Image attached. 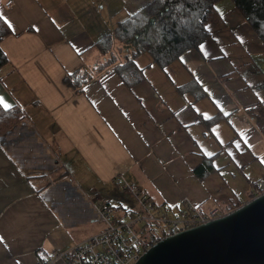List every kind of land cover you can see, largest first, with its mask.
<instances>
[{
	"label": "crops",
	"instance_id": "obj_1",
	"mask_svg": "<svg viewBox=\"0 0 264 264\" xmlns=\"http://www.w3.org/2000/svg\"><path fill=\"white\" fill-rule=\"evenodd\" d=\"M5 1L0 97L25 124L0 136V264H43L99 232L101 199L136 208L119 176L169 209L249 200L264 176V43L232 0L215 4L197 49L165 67L142 52L141 80L109 69L78 91L63 76L96 67L95 43L149 0Z\"/></svg>",
	"mask_w": 264,
	"mask_h": 264
},
{
	"label": "trees",
	"instance_id": "obj_2",
	"mask_svg": "<svg viewBox=\"0 0 264 264\" xmlns=\"http://www.w3.org/2000/svg\"><path fill=\"white\" fill-rule=\"evenodd\" d=\"M219 0H149L140 9L118 22L111 33L95 43L103 58L93 69H82L63 76V82L78 91L93 75L113 69L128 85L143 78V69L134 62L137 55L148 53L152 62L165 67L189 49H197L208 36L206 24L216 18ZM252 29L264 43V0H232ZM178 5L180 7H178ZM9 29L0 19V41ZM126 49L122 51L121 46ZM117 52L115 60H109ZM123 52L122 58L119 54ZM111 59V58H110ZM102 61V62H101ZM8 58L0 47V68ZM187 86L193 85V81ZM186 86V87H187ZM185 87V88H186ZM18 106L4 109L0 105V136L17 127L24 119ZM212 167L205 162L196 169L204 175ZM63 173H56L53 179Z\"/></svg>",
	"mask_w": 264,
	"mask_h": 264
},
{
	"label": "built area",
	"instance_id": "obj_3",
	"mask_svg": "<svg viewBox=\"0 0 264 264\" xmlns=\"http://www.w3.org/2000/svg\"><path fill=\"white\" fill-rule=\"evenodd\" d=\"M11 0H6L9 6ZM25 122H21L24 125ZM118 186L136 199V208L116 213L106 199L96 205L102 229L77 242L62 252L54 251L43 264L61 260L63 264H132L146 249L159 239L181 230L219 217L229 210L211 207L201 210L187 202L179 210L160 206L141 194L121 176L115 179ZM264 192V176L258 178L249 191V199Z\"/></svg>",
	"mask_w": 264,
	"mask_h": 264
},
{
	"label": "water",
	"instance_id": "obj_4",
	"mask_svg": "<svg viewBox=\"0 0 264 264\" xmlns=\"http://www.w3.org/2000/svg\"><path fill=\"white\" fill-rule=\"evenodd\" d=\"M132 264H264V192L159 239Z\"/></svg>",
	"mask_w": 264,
	"mask_h": 264
},
{
	"label": "snow or ice",
	"instance_id": "obj_5",
	"mask_svg": "<svg viewBox=\"0 0 264 264\" xmlns=\"http://www.w3.org/2000/svg\"><path fill=\"white\" fill-rule=\"evenodd\" d=\"M161 2H163V0H161ZM178 7L180 6L178 5ZM0 19H4L5 23L8 24L9 27H12L11 22L2 13H0ZM201 48H203L202 45H201ZM0 105H2L4 109H9L11 107V105L7 103L2 97H0ZM0 242H3V237H0Z\"/></svg>",
	"mask_w": 264,
	"mask_h": 264
},
{
	"label": "rangeland",
	"instance_id": "obj_6",
	"mask_svg": "<svg viewBox=\"0 0 264 264\" xmlns=\"http://www.w3.org/2000/svg\"><path fill=\"white\" fill-rule=\"evenodd\" d=\"M116 54H117V52L115 51V55H114L113 57H111V56H110V57H108V58H109V60H112V59H114V60H115V58L117 57V56H116ZM122 54H123V52H121V53L119 54V58H120V59L122 58ZM97 57L99 58V57H100V55H98ZM110 58H111V59H110ZM101 62H102V61H101ZM21 122H24V121H21ZM21 122H20L19 124H17V126H19V125L21 124ZM15 128H16V127H15ZM15 128H13V129H12V130H10V131H13ZM7 132H8V131H7ZM7 132H6V133H7ZM51 175H52V177H53V175H54V174H52V172L50 171V174H49V176H51ZM52 177H51V179H52ZM132 207H134V206H131V208H132ZM132 209H133V208H132ZM172 210H177V209H172ZM222 210H223V209H222ZM224 211H226V210H224ZM87 238H88V237H87ZM85 239H86V238H85ZM75 244H76V243H75Z\"/></svg>",
	"mask_w": 264,
	"mask_h": 264
}]
</instances>
